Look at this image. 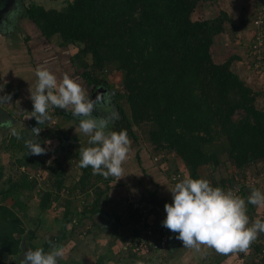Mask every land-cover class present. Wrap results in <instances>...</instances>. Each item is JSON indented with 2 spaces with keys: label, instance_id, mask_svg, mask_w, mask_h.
Masks as SVG:
<instances>
[{
  "label": "trees",
  "instance_id": "trees-1",
  "mask_svg": "<svg viewBox=\"0 0 264 264\" xmlns=\"http://www.w3.org/2000/svg\"><path fill=\"white\" fill-rule=\"evenodd\" d=\"M63 1L65 5L61 10H47L30 4L23 9L22 15L37 27L44 40L59 37L58 48H62L67 60L62 63V68L57 62L55 64L60 71L68 66L77 72L89 99L91 88L92 92L98 87L113 90L108 83L107 69L120 73L122 92L114 91L113 96L115 102L124 101L126 108L118 101L113 107L109 106V112L105 114L109 115V119L102 120L109 121L114 131L127 130L132 143L139 140L132 128L145 130L146 127L147 143L152 147L139 149L144 150L145 159H151L150 152L162 157L173 154L182 161L187 174L185 177L201 179L198 169L206 165L211 169L219 167L220 159H223L221 156L225 155L227 159L223 164H231L235 173L229 180L219 182H215L212 176L210 182L213 187L224 190L238 186L240 180L246 178L243 171L250 166L262 162L261 170L264 169V105L258 102L263 100L264 91L253 90L242 77L230 70L232 61L237 57L217 63L211 53L217 36L224 32V23L230 19L225 11H220L214 18L203 17L205 0ZM195 14L203 16L194 20L192 17ZM70 46L76 48L73 55L66 52ZM101 106V102L95 105L97 110ZM237 112L240 115L234 119ZM67 115L76 118L70 112ZM141 151L134 156L138 166L142 163ZM74 156L79 163V151ZM25 158V161L19 162L25 168L30 162L33 167H39L34 159ZM128 163L131 164V161ZM154 167L151 170L155 171V176L150 183H154L157 176L169 177V173L165 174L168 168L163 170L160 163ZM81 170L79 185H71L69 195L75 196L79 190L80 194L89 198V190H93L95 197L89 206L83 207L82 212L70 210L72 201L68 200L70 197L65 199L64 227L72 223L73 218H68L70 213L78 217L68 230L71 233L83 227L84 220L101 213L109 200L107 192L114 180V177L104 180L101 175H94L91 167ZM28 171L29 168L9 189L0 191V264H5L21 251L19 245L25 229L18 214L25 217V205L18 195L22 190L33 191L38 184L34 178L29 180ZM180 171L178 167L176 173ZM2 177L0 165V180ZM93 178L96 182L91 185L89 181ZM166 181L174 184L170 177ZM98 182L105 184V190H100ZM62 188L65 189L64 182L53 181L54 190L45 191L42 195L40 212L48 210L52 202L58 201ZM251 188V191L257 189L264 193L262 183ZM248 191L243 187L238 196L247 201ZM10 197L16 198L13 208H17L18 214L3 204ZM147 197L166 216L164 205L171 202H165L153 193H143L138 200L144 202ZM247 206V215L251 220L255 211L251 208L253 205ZM261 210L259 220L264 221V206ZM154 213L157 214L155 210L143 214L128 206L123 216L117 215V221L111 227L113 238L130 246L137 232L134 226L143 217L147 220ZM28 233L27 245L35 250L37 247L30 244L35 233L30 230L26 236ZM66 238L62 233L49 241L61 245ZM49 241L42 245L45 250ZM255 250V253L262 254L264 247H255ZM91 264H103V258Z\"/></svg>",
  "mask_w": 264,
  "mask_h": 264
},
{
  "label": "rangeland",
  "instance_id": "rangeland-1",
  "mask_svg": "<svg viewBox=\"0 0 264 264\" xmlns=\"http://www.w3.org/2000/svg\"><path fill=\"white\" fill-rule=\"evenodd\" d=\"M9 2L10 0L0 1V11L1 6L5 5L9 7ZM10 4H13V8L10 11L11 13H9L8 15V26L4 23V25L8 29L10 28L8 36L9 45L13 42L12 45L19 46L18 49L20 52L21 50L27 52L28 50V54L30 56L33 55L32 53L35 49L37 52L34 55H37L38 53H45V56L43 55V57L48 58L45 59L43 63L41 61V64H39L41 58H39L38 60V58H35L33 56L32 61L40 66L38 68L42 69V67H44V69H47L52 73L56 71L58 72L59 68L56 66V64L54 65L53 59L57 57L67 60V55L63 53L62 48H58L59 37L54 36L50 40L46 41L39 33L33 35L31 34V30L28 29L25 24V21L27 20L22 16L21 18H23V20L20 19V15H14L18 13L23 14V9L28 7L30 4L42 6L47 10H61L64 7L65 2L63 0H14L13 3L10 2ZM204 4L206 5V9L203 14L204 16L202 15L203 17L214 18L218 16L220 11H225L230 17V19L224 23V32L217 36V39L215 40L212 47L211 53L214 61L220 63L230 57H237L232 61L230 70H233L240 77H242L245 80V83L249 85L253 90L261 89L264 91V80L258 79V74L254 73L248 68V61L246 58L247 46L255 30L253 24L254 18L258 15H264V0H205ZM1 14L2 13H0V16ZM202 16L195 14L192 18L194 20H197ZM4 21L0 18V30L6 31V27H4L3 25ZM27 38H29V40H26ZM3 45H6V42L3 43L0 40L1 60H3L2 57L5 48H3ZM9 48L11 47L9 46ZM68 49H66L68 55H73V53L76 52V48L73 46H70ZM39 57H41V55ZM30 64L34 68H31ZM51 65L54 66L50 67ZM19 66L21 74L19 73L18 76L16 74H12L11 79H14V83L12 84V86H9V83H11L12 80H9V82H7L9 79V71L7 73L5 72L4 74H2V77H0V90L5 94L9 91V96L11 97V99L9 100V107H12L10 109L12 113H14L13 116L17 120V123H15L13 126L0 127V165L1 172L3 174V177L0 180V191L9 189L13 183L20 180L21 175L24 174L27 168H29L30 171V173L29 171L27 172L29 180L35 178L38 180V184L31 192L28 190H22L19 192L18 199L25 205V217L17 212V208H13L16 199L15 197H10V199L3 202V204L11 208L12 211L17 214L19 213L18 215L21 216L23 227L25 229V234H23L19 245L21 251L16 256L10 257L5 264H21L24 252L28 249H33L27 245V243H29L28 239L30 236L29 233L26 236V233L28 231L32 230L35 233V238L30 241V244L35 245L37 248L42 247L43 243L49 241V239L51 240L64 233V224L66 222V219H64V206L66 205V198L68 199L70 197L68 200L72 201L70 210L82 212L83 207L85 205L89 206L95 197L93 194V190H89V198L84 194H80L79 190L76 191L75 196L69 195V187L74 184L79 185L78 181L82 176V170L79 167L78 159L74 155L79 148L87 146L89 140L88 136L78 130L79 118H69L67 117V111L50 107L48 110L50 120L45 124L38 125L35 118H32L31 112L33 111V105L30 100V90L35 91L36 87L37 77L35 73L37 68L34 64H32V62H27V64L22 65L19 64ZM15 70L16 69L12 67L11 73H14ZM69 71H72V79L74 80L75 78V81L82 85L83 80L80 77H77V72L70 69ZM107 78L108 83L113 87V90H100L101 98H99V102L105 100L106 103L103 104L95 114L92 113V117L97 120H102L103 118L109 119V115L105 114L109 112V106L111 105L113 107L118 101H120L124 109L126 108V105L123 104L124 101L120 99L115 102L116 98L113 96L114 91L122 92L120 84V73L118 71L107 69ZM57 79L59 81L62 80L63 77L61 75H58ZM20 95L21 98H17ZM14 100H18L21 103L19 104L17 102V106L15 105L16 107H14L10 105V103ZM258 102L259 104H261V99H259ZM16 111H21V113L19 115H16ZM239 115L240 112H237L233 118L238 119ZM32 126H39L42 129L38 138H36L35 135L31 132ZM75 129H77L76 132ZM132 129L139 140L133 143L131 141V149L128 153V158L122 165L124 169L123 175H126L127 177L126 179L120 177V180L118 181L126 186H124L125 188H122L123 184L118 185V178L114 177V180L111 183V185L113 186H111L110 191L107 192V195L110 196L114 193H117L119 195L118 198L114 200H112L111 198L109 204H111L112 201H115L117 205L124 210H126L128 201L137 199L139 195L145 193L144 191L148 190L146 188L149 186V181L154 177L151 169H155L154 166H156L157 163L161 164L163 170H166L168 168L165 171V174L168 175L169 173V177H171V175L177 174L176 171L179 167L182 171L177 174L178 182L185 178H188L185 177L187 174H185L186 170L183 166L182 161L173 154H166L164 155V157H162V155L157 156L150 152L151 159H145L146 154L144 150L141 151L139 149H146V146L150 149L152 147L149 143H147V129L146 127L145 130L137 127H134ZM109 130L114 131L112 125H109ZM13 131L17 132L19 135L20 133H23V135H20L21 138L17 139L15 136H13ZM12 139L14 140L11 141ZM37 139L39 141H37ZM26 140H33L34 142L41 143L42 147L47 148V154L39 156L29 155V151L25 147ZM44 141H51V143L45 144ZM139 151H141V156L144 158L141 159V167L138 166L137 160L134 159L135 153ZM25 156H29V159H34L35 161H37L39 163V167H33L31 162L27 163L28 166H26V168L25 166L21 165L19 162L25 161L23 160L26 159ZM221 158H223L220 159L221 165L215 169H211L208 165L201 166L197 171L200 178L206 179L211 183L213 178L215 182H219L222 179L229 180L230 178H232L233 173H235L233 172L232 165L229 163L223 164L224 162H226L227 156L225 157L224 155L221 156ZM130 161L131 164L128 163ZM257 164L245 169L243 172L246 173V178L240 180L241 184L246 185V190H249L248 196L251 193V187L259 184V182L257 181L254 185L249 186L252 183V180L257 179V176H255V174L261 171L262 165L260 164V162H258ZM125 167L127 168V170ZM38 174L39 176L37 178ZM169 177L166 176L161 178L158 176V178H161V185L164 184ZM101 178L105 180L104 177L101 176ZM57 179L60 182L62 181V183L64 182L65 189L62 188L58 193V201L52 202L48 210L40 212L39 204L42 195L45 191L54 190L53 181H56ZM123 180L125 181L123 182ZM244 181H247L248 183L246 184ZM89 182L92 185L96 182V178H93ZM97 185L100 190H105L106 188L105 184H102V182H98ZM166 188L167 186H165V189ZM122 189H124V191H122ZM106 206L107 204L104 205L102 209H106ZM262 207L263 206L254 205L251 207L252 209L254 208L253 210L255 212L252 213L253 218L251 220L249 218V222L253 223L256 220H259V215H262L260 212L262 211ZM247 209L249 210L248 206ZM68 218H73L72 223H70L72 225L77 221L76 219L78 217L77 215L76 217H74L73 213H70ZM88 219L89 220H84L83 227L75 229L72 233H69L68 230L66 232L65 230L67 239L66 241H64V244H67L65 246L66 248L64 250V256L63 258H58L57 264L94 263L98 259L99 255H104L106 258L109 257V255H107V247L109 248L110 252H116L114 254L113 252L111 253L112 255L116 256L114 259L121 258L119 254L123 250H118L116 249V247L112 246L110 248V245H108V243H110L109 241H111V237L108 238L104 235H101V237L99 236L97 238L99 239V243H96L98 245L95 246V242L90 238L89 235L86 234V231L88 230V227H91L90 225L97 218L94 216ZM249 226L251 225L249 224ZM167 239L169 240V237ZM179 242V244H181L180 248H182H179L181 254H179V259H174L173 264H195V262L190 263V260L192 259V257H194V255L197 254V252H193L194 255L191 253H187L182 241L179 240ZM142 247V254H134L136 258L134 257L135 260H133L132 258L131 261L130 254L133 253H130V247L126 243L124 245L125 251L122 252L123 261H121V264H171V260H169L170 258L168 257V255L163 257V250L166 247V240L158 250L153 251V248H151V246L150 248L148 246ZM255 247H264V233L258 234L257 239L251 244L249 250L246 252H235L228 255H222L218 254L214 249L206 247V258L205 262H202V264H264V252L262 254L255 253ZM141 260H143V263H140Z\"/></svg>",
  "mask_w": 264,
  "mask_h": 264
},
{
  "label": "clouds",
  "instance_id": "clouds-1",
  "mask_svg": "<svg viewBox=\"0 0 264 264\" xmlns=\"http://www.w3.org/2000/svg\"><path fill=\"white\" fill-rule=\"evenodd\" d=\"M35 74V91L30 90L32 118H35L38 125L45 124L50 120V107L78 117V130L89 137L88 144L91 145L79 148V166L91 167L94 175H101L105 179L116 177L118 182L123 176L122 165L131 147L127 130L111 131L109 121L93 118V102L82 85L71 77L66 75L58 81L55 74L41 68H37ZM10 99V96L0 97V102ZM31 131L38 138L42 129L38 126ZM12 134L17 139L21 138L15 131ZM44 143L50 144L51 141ZM25 147L29 155H45L48 151L41 143L33 140H26ZM169 191L172 202L164 205L166 218L162 226L178 233L176 238L185 247L199 250L201 246H206L222 255L246 252L258 234L264 233V221L256 220L249 226L247 215L248 204L264 206V193L257 189L251 191L246 202L231 189L213 187L206 179L189 177L177 182ZM162 234L167 240L166 233L162 231ZM48 243L47 252L43 247L26 250L21 264H57L58 258L64 256V248L50 241Z\"/></svg>",
  "mask_w": 264,
  "mask_h": 264
},
{
  "label": "crops",
  "instance_id": "crops-1",
  "mask_svg": "<svg viewBox=\"0 0 264 264\" xmlns=\"http://www.w3.org/2000/svg\"><path fill=\"white\" fill-rule=\"evenodd\" d=\"M4 6H1V9L3 8ZM9 8V7H8ZM7 8V10H6V12H4V13H2L1 14V16H0V18L1 19H3V25H4V23L7 25V22H8V20H9V18H8V15H9V13H11L10 11L12 10H10L9 11V9ZM4 14V15H3ZM6 14H7V18H6ZM20 15V19H22L23 20V18H21V16L23 17V15L22 14H20V13H18V14H16V15H14V16H19ZM27 21H25L26 23V26L28 27V29H30L31 30V34H33V35H36V34H40L41 35V33H40V31L37 29V27L30 21V20H28L27 18H25ZM24 22V21H23ZM28 22V23H27ZM8 26V25H7ZM4 27H6L5 25H4ZM6 29V31H4V30H0V40L4 43V42H6V45H3V48H4V54H3V60H1L0 59V77H2V74H4L5 72L7 73L8 71H9V79H8V81L7 82H9V80H12L11 79V76H12V74H16L17 76L19 75V73L21 74V71L19 70V64H27V62L28 63H30V62H32V64H34L35 65V67L36 68H38V67H40L38 64H36V63H34V61H32V56L33 57H35V58H38V60H39V58H41L40 59V62H39V64H41V61H42V63H43V61L45 60V59H47L48 57H43V55L45 56V53H41V54H37V55H34L37 51H36V49L33 51V55L32 56H30L28 53V50H27V52H25V51H22L21 50V52L19 51V46H17V45H12V43L9 45V29L6 27L5 28ZM42 36V35H41ZM17 44V43H16ZM9 46L11 47V48H9ZM41 55V57H39ZM62 58H54L53 59V63L55 64V62H59V64H60V68H62L63 67V65H62V63L65 61L64 59H62ZM36 60V59H35ZM52 62V61H51ZM52 66H54V65H51L50 67H52ZM12 67H14V69H16L15 70V72L14 73H11V68ZM30 67L31 68H34L31 64H30ZM49 67V68H50ZM10 69V70H9ZM42 69H44V67H42ZM69 69L70 68H68V67H66L65 68V70L63 69V70H58V72L56 71V72H54L53 74H55V76L56 77H58V75H61L62 77L64 76H66V74L69 76V77H71L72 78V76H71V73H72V71L70 72L69 71ZM55 71V70H54ZM61 73V74H60ZM65 73V75H63ZM23 77V76H22ZM25 77V76H24ZM63 77V78H64ZM16 82V81H15ZM14 83V79L11 81V83H9V86H12V84ZM11 84V85H10ZM26 84V83H25ZM0 93H1V96L0 97H4V96H9V91L5 94V93H2L1 92V90H0ZM17 98H21V95L19 96V97H17ZM17 102L20 104L21 102H19L18 100L16 101V100H14L13 102H11L10 103V105H12V106H14V107H16L17 106ZM0 105L1 106H3L7 111H10V113L12 112L11 111V109L10 108H12V107H9V101H3V102H0ZM16 105V106H15ZM17 112V114L16 115H19L20 113H21V111H16ZM14 113H12V115H13ZM134 159H136V158H134ZM142 159H144V158H142ZM260 164L262 165L263 163L262 162H260ZM258 165V164H257ZM126 168V167H125ZM126 170H127V168H126ZM154 173H155V171H153ZM126 173V172H125ZM155 176V175H154ZM126 175H123L122 176V178L123 179H126ZM162 178V177H161ZM161 178H158V176H157V178H156V180H155V182H156V184H155V182L154 183H150V181H149V186L146 188V189H148V190H146V191H144L145 192V194L147 193V194H149V193H153V194H156L157 195V197L158 198H160V199H162V200H164L165 202H172V196H171V193H170V191L169 190H171L174 186H175V184H172V183H170L169 181H166L164 184H162L161 185V183H160V179ZM130 180H132V179H130ZM125 180H123V182H124ZM162 181V180H161ZM118 185L120 184H123V183H120V182H118L117 183ZM111 186H113V185H111ZM116 186V185H115ZM124 186H126V185H124L123 184V187L122 188H125ZM165 186H167V188L165 189ZM162 187H163V190H162ZM122 191H124V189H122ZM118 194L117 193H114V194H112L111 196H110V199L106 202V204H107V206H106V209H102V211H101V213H99V214H96V215H94L97 219L95 220V221H93L92 222V224L90 225L91 227L89 228L88 227V231L89 232H86V234L87 235H89L90 236V238L95 242V246L96 245H98V244H96V243H99V239H97L99 236L101 237V235H104V236H107L108 238H110L111 237V241H109L110 243H108V245H110V248H111V246L112 247H116V249H121V250H123L122 252H124L125 250H124V245L126 244V242H124L123 240H115L114 238H113V232H112V229H111V227L114 225V223H116V221H117V215L118 216H123V214H124V209H121L118 205H117V203L115 202V201H112V203L111 204H109V201L111 200V198H112V200H114V199H116V198H118ZM138 197H140V195L138 196ZM109 205H111V206H109ZM110 207V208H109ZM93 216V217H94ZM87 220H89V219H87ZM70 227H72L71 226V224H69L66 228H65V230H66V232H67V230H69L70 229ZM65 230H64V233H65ZM69 232V231H68ZM70 233V232H69ZM168 236H167V238L169 237V240L167 239L166 240V247H165V249L163 250V257L164 256H166V255H168V257L170 258L169 260H171V264H173V261H174V259H179V254H181V251L179 250V248L181 247V244H179L180 242H179V239H177L176 237L178 236V233H173V232H171L169 229L167 230V233H166ZM65 235H66V233H65ZM172 238H171V237ZM54 239V238H53ZM67 239V238H66ZM50 240V239H49ZM66 241V240H65ZM65 243V242H64ZM67 244V243H66ZM66 244H61V246H63V248H64V250H65V246H66ZM123 248V249H122ZM206 247H204V246H201L200 247V249L199 250H196L195 248H188V247H185V251H187V253H191V254H193V252H197V254L196 255H194V257H192V259L190 260V263L191 262H195V264H202V262H205V256H206V249H205ZM48 249H49V247L45 250L46 252L48 251ZM107 249H108V254L107 255H109V257H105L104 255H99L98 256V258H100V257H102L103 258V264H121V261H123V256H122V252L119 254V256H121V258H117V259H114L116 256H114V255H112L111 253L113 252H110V250H109V248L107 247ZM115 249V248H114ZM180 249H182V248H180ZM118 252V251H117ZM127 252V251H126ZM114 253H116V252H113V254ZM116 255V254H115ZM130 255H132V256H130V258H131V261H132V258H133V260H135V255H133V254H130ZM135 257V258H134ZM195 258V259H194ZM61 260V259H60ZM140 263H143V260H141L140 261ZM145 264V263H144Z\"/></svg>",
  "mask_w": 264,
  "mask_h": 264
},
{
  "label": "built area",
  "instance_id": "built-area-1",
  "mask_svg": "<svg viewBox=\"0 0 264 264\" xmlns=\"http://www.w3.org/2000/svg\"><path fill=\"white\" fill-rule=\"evenodd\" d=\"M253 24L255 30L247 46L246 58L249 69L258 74V79L264 80V15L256 16L254 18ZM261 102L264 104V98L261 100ZM34 127L35 126H32L31 129ZM261 171L260 178L259 175H257V179L252 180V183L249 186L254 185L257 181L264 185V169ZM177 174L171 175L170 177L171 181L174 183L178 182ZM38 176L39 174L37 175V178ZM244 182L246 184L248 183L247 181ZM243 187H246V185L240 183L238 186L227 187L226 190L231 189L237 195ZM138 199L139 197L137 199L128 201L126 209L128 206H131L133 209H137L143 214L153 210H155L157 214L154 213L147 220L145 217H143L141 222L134 226L137 229V232L129 247L130 251L136 255L139 253L142 254V246H148L149 248L151 246L154 251L160 249L166 240V237L162 234V221L166 218L163 210L159 207H155L148 197L144 202H140Z\"/></svg>",
  "mask_w": 264,
  "mask_h": 264
},
{
  "label": "water",
  "instance_id": "water-1",
  "mask_svg": "<svg viewBox=\"0 0 264 264\" xmlns=\"http://www.w3.org/2000/svg\"><path fill=\"white\" fill-rule=\"evenodd\" d=\"M2 1V0H0ZM14 0H10L11 3H13ZM9 2V4H10ZM7 6L4 5V7L1 9L0 13H4L7 10ZM102 88L98 87L97 91L95 92V94L93 96H91L90 100L92 102L95 101V98H97L98 93L100 92ZM15 123H17V120L15 119V117L13 115H11L10 111H7L3 106L0 105V127L2 126H13ZM167 228L162 227V231L164 233H167ZM166 236H168L166 234Z\"/></svg>",
  "mask_w": 264,
  "mask_h": 264
},
{
  "label": "flooded vegetation",
  "instance_id": "flooded-vegetation-1",
  "mask_svg": "<svg viewBox=\"0 0 264 264\" xmlns=\"http://www.w3.org/2000/svg\"><path fill=\"white\" fill-rule=\"evenodd\" d=\"M13 8V4H9V11L11 10ZM7 13V12H6ZM5 14V13H4ZM3 14V15H4ZM6 18H7V14H6ZM102 89V91H105L106 89L104 88V87H101ZM92 89V88H91ZM91 89H89V97H91V96H93L94 94H95V92L97 91V89H95V91H91ZM107 91V90H106ZM108 95V94H107ZM99 98H101V95H100V92L98 93V95H97V98H95V101L93 102V104H94V112H97V108L95 107V105H98L100 102H101V104L103 105V104H105L106 102H105V100H102V101H100L99 102ZM96 103V104H95ZM98 109H100V108H98ZM261 259V258H260Z\"/></svg>",
  "mask_w": 264,
  "mask_h": 264
}]
</instances>
